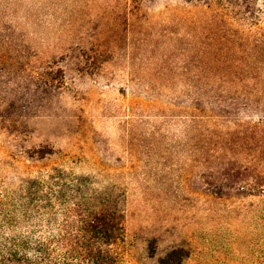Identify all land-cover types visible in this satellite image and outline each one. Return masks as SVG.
Listing matches in <instances>:
<instances>
[{"label": "rangeland", "instance_id": "obj_1", "mask_svg": "<svg viewBox=\"0 0 264 264\" xmlns=\"http://www.w3.org/2000/svg\"><path fill=\"white\" fill-rule=\"evenodd\" d=\"M192 17L208 13L180 0H0V197L53 165L84 184L88 208L123 216L133 264H155L143 262L151 239L156 257L183 246L192 264V247L241 222L229 201L195 193L191 127L159 123L191 111Z\"/></svg>", "mask_w": 264, "mask_h": 264}, {"label": "trees", "instance_id": "obj_2", "mask_svg": "<svg viewBox=\"0 0 264 264\" xmlns=\"http://www.w3.org/2000/svg\"><path fill=\"white\" fill-rule=\"evenodd\" d=\"M180 1L208 19L190 24L191 111L159 123L191 127L195 193L229 201L241 218L212 231L218 242L192 247V264H264V0ZM52 167L30 166L16 195L0 197V264H133L123 216L88 208L84 184ZM156 251L151 239L143 262L191 261L183 246Z\"/></svg>", "mask_w": 264, "mask_h": 264}]
</instances>
